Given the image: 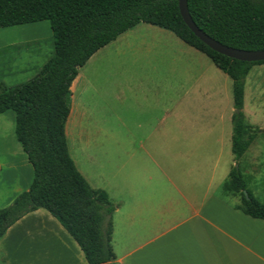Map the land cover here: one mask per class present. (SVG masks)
Masks as SVG:
<instances>
[{
	"label": "rangeland",
	"instance_id": "374dc122",
	"mask_svg": "<svg viewBox=\"0 0 264 264\" xmlns=\"http://www.w3.org/2000/svg\"><path fill=\"white\" fill-rule=\"evenodd\" d=\"M52 55L48 21L0 29V80L7 86L34 78ZM71 85L65 126L69 155L88 184L106 190L113 204L123 199L125 188L114 175L116 161L127 158L126 151L142 159L137 167L142 164L160 195L177 201L176 193L166 188V176L186 183L183 171L193 168L201 176V192L212 176L209 192L236 206L240 194L226 192L223 184L239 164L248 190L264 203V138L258 136L240 161H234L232 82L172 33L139 24L97 51ZM243 113L259 133L264 131V64L254 66L245 78ZM0 126V158L7 153L10 161V152L18 149L21 154L12 111L4 113ZM130 136L136 148H112ZM26 166L25 179H32L33 170ZM9 184H2L1 192L9 190Z\"/></svg>",
	"mask_w": 264,
	"mask_h": 264
},
{
	"label": "trees",
	"instance_id": "16d2710c",
	"mask_svg": "<svg viewBox=\"0 0 264 264\" xmlns=\"http://www.w3.org/2000/svg\"><path fill=\"white\" fill-rule=\"evenodd\" d=\"M187 9L195 25L220 44L264 50V0H187ZM41 21L50 24L52 57L21 85L9 87L0 80V114L14 113V136L33 170L29 189L0 209V239L23 216L44 209L75 241L87 264H117L111 239L118 206L105 191L90 187L69 155L65 126L78 69L139 24L172 33L231 80V153L239 162L258 136L264 138L243 113L245 78L264 61L242 62L211 50L185 25L178 0H0V29ZM223 188L240 194L235 209L264 220V203L248 190L239 164Z\"/></svg>",
	"mask_w": 264,
	"mask_h": 264
},
{
	"label": "crops",
	"instance_id": "0c3cea01",
	"mask_svg": "<svg viewBox=\"0 0 264 264\" xmlns=\"http://www.w3.org/2000/svg\"><path fill=\"white\" fill-rule=\"evenodd\" d=\"M72 88L73 85L70 90ZM3 115L0 114V119ZM164 131L167 132L166 128ZM129 138L128 142L113 143L112 148H136L135 141ZM18 151L10 152V161L7 153L4 160L0 158V209L8 207L20 193L27 191L32 182L31 177L26 180L23 173L26 165H30L27 157L22 148L21 154ZM125 155L127 158L116 161L117 174L114 175L125 188L123 199L114 203L118 207L112 215L111 244L115 263L264 264V220L251 218L210 193L212 176L206 180V189L202 192L201 176L194 174L193 168L183 171L186 183L179 184L166 176V188L176 193V201L156 191L158 187H154L156 184L141 168L142 159H134L127 151ZM138 161L141 162L139 167ZM151 161L159 166L156 160ZM7 182L12 187L1 192L2 184ZM103 191L109 197L108 192ZM27 262L87 264L75 241L44 209L23 216L0 239V264Z\"/></svg>",
	"mask_w": 264,
	"mask_h": 264
},
{
	"label": "water",
	"instance_id": "95a60500",
	"mask_svg": "<svg viewBox=\"0 0 264 264\" xmlns=\"http://www.w3.org/2000/svg\"><path fill=\"white\" fill-rule=\"evenodd\" d=\"M178 7L180 15L188 27V29L207 47L211 50L226 56L230 59L242 61V62H261L264 61V50L263 51H244L234 48H230L220 44L219 42L213 40L205 33H203L192 21L188 9L187 0H178ZM245 194V192H244Z\"/></svg>",
	"mask_w": 264,
	"mask_h": 264
}]
</instances>
